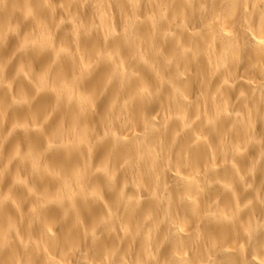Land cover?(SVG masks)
I'll return each instance as SVG.
<instances>
[{
    "label": "bare ground",
    "instance_id": "1",
    "mask_svg": "<svg viewBox=\"0 0 264 264\" xmlns=\"http://www.w3.org/2000/svg\"><path fill=\"white\" fill-rule=\"evenodd\" d=\"M0 264H264V0H0Z\"/></svg>",
    "mask_w": 264,
    "mask_h": 264
}]
</instances>
